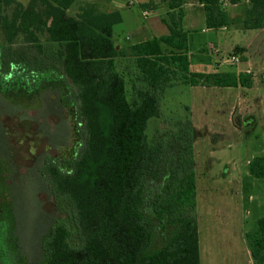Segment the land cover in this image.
Returning a JSON list of instances; mask_svg holds the SVG:
<instances>
[{
  "label": "trees",
  "instance_id": "trees-1",
  "mask_svg": "<svg viewBox=\"0 0 264 264\" xmlns=\"http://www.w3.org/2000/svg\"><path fill=\"white\" fill-rule=\"evenodd\" d=\"M241 1L196 0L211 30L230 24L223 3ZM74 2L31 0L23 6L18 0H0L2 44L20 43L36 52L32 61L15 64L12 59L6 70L0 63V93L16 91L28 99L60 86L58 103L72 112L74 133L81 130L84 135L83 148L71 161L48 158L39 170L58 217L42 238L41 260L34 264H200L195 132L186 122L177 133L151 145L148 121L161 115L160 97L172 87L176 70L190 86L248 89L252 77L188 73L183 0L141 5L150 10L166 6L161 22L168 34L125 48H116L113 41V27L122 21L118 11L100 12L85 4L72 16L68 11ZM248 2L243 29H263L264 0ZM44 44L54 47L46 49ZM45 49L61 71L42 63ZM241 50L234 49L237 54ZM124 57L135 64L134 81L144 85L134 84L132 102L116 69L117 59ZM256 164L264 165V159L249 163L251 179L264 176L254 171ZM245 241L253 264H264V218ZM0 264H29L20 255L9 203H0Z\"/></svg>",
  "mask_w": 264,
  "mask_h": 264
},
{
  "label": "rangeland",
  "instance_id": "rangeland-1",
  "mask_svg": "<svg viewBox=\"0 0 264 264\" xmlns=\"http://www.w3.org/2000/svg\"><path fill=\"white\" fill-rule=\"evenodd\" d=\"M18 1L27 6L31 0ZM140 1L75 0L68 14L73 16L88 3L95 4L99 11L114 6L122 18L113 27L114 45L125 48V37L133 42L136 34L148 31L149 19L155 20L161 13L158 9L148 18L143 17L142 11L150 9L139 8ZM183 6L188 73L247 74L249 70L252 88L190 86L175 69L172 87L160 97L161 115L148 121L146 134L148 142L154 145L167 134L177 133L186 122L191 124L195 132L192 143L198 238L201 247L207 243L212 256L219 257L205 262L200 252V264H231L225 263V257L231 253L240 255L245 235L255 231L258 220L264 218V176L251 179L248 173L249 163L264 159V32H253L235 41L215 34L203 35V9L196 0H184ZM234 46L246 47V53L241 50L237 54ZM46 49L40 56L42 63L61 71V64ZM35 54L34 48L24 44L4 46L0 35V63L5 70L12 59L15 64L22 59L32 61ZM232 56L238 57V64L232 62ZM116 69L123 76L127 99L132 102L134 84L144 86L134 81L135 64L124 57L117 59ZM26 81L22 83L32 87V82ZM61 96L60 86L42 90L28 99L16 91L9 95L0 93V195L4 194L0 203L10 205L20 255L29 264L41 260L42 238L58 217L54 199L39 170L48 158L71 161L73 153L84 145L82 131L74 133L72 112L58 103ZM254 171L264 173V165L256 164ZM249 264H253L252 259Z\"/></svg>",
  "mask_w": 264,
  "mask_h": 264
},
{
  "label": "crops",
  "instance_id": "crops-1",
  "mask_svg": "<svg viewBox=\"0 0 264 264\" xmlns=\"http://www.w3.org/2000/svg\"><path fill=\"white\" fill-rule=\"evenodd\" d=\"M149 1L150 0H141L140 2L137 3V5L140 8L141 5L146 4ZM88 4H90V3H88ZM93 5L97 8V6L95 4H93ZM198 6L200 8H202L201 5L198 4ZM223 6H225L224 8H225V11L227 12V15H228V18L230 21L229 26L224 27V28H220L217 30H211V29L206 28L205 20H204L203 28L200 30L201 34H203V35L215 34L217 36L222 37V39H225L228 41H231L233 39V41H235L234 40L235 38H237V37L244 38L246 36L251 35L253 32H258V33L264 32V28L260 29L258 31H251V30H244L243 29L242 22L245 19V10L249 8L248 0H242L239 4H236V5H232V4L225 2V3H223ZM158 9H161V13L159 14L157 19H155V20H151V18L149 19L150 24H149L148 29H147L148 31L145 30L140 34H136L137 38L133 42H130L131 39L129 37H125V42L128 45L127 47L134 45V44H137V43H140V42H144V41L149 40V39L154 38V37H160V36H164V35L168 34L166 26L161 22V17L166 12V6L164 4H157L156 9H154V10L142 11V16L145 18L146 17L148 18V16H150V14L152 12H155ZM183 10L185 13V7L184 6H183ZM110 11H118V10L114 9V6H109L108 10H106V11L101 10L100 12H110ZM185 17H186V13H185ZM185 17H184V19H185ZM183 26H184V22H183ZM232 26H233V28H232ZM230 29H233V33L230 32ZM149 32L151 33V37L149 36ZM222 46H223V48H225V45H222ZM234 47L240 48L246 53V50H247L246 47L245 48L240 47V46H234ZM214 63H215V65H219L216 60H214ZM246 66L247 67L249 66V60L247 58H246L245 67ZM237 74H238V72L236 73V75ZM196 87H194V88H196ZM237 87H240V86H237ZM237 87H234V88H237ZM245 89H247V88H245ZM248 89H250V88H248ZM202 246L203 247H201V244L199 241V248L201 247L200 252H201V258L203 261L205 260V262H206L208 260L210 261V260H214L215 258H219L218 256H216V257L212 256V253L209 252V248L207 247L208 246L207 243L206 244L203 243ZM210 249H211V247H210ZM205 250H206V252L204 253ZM239 250H240V255H238V253L237 254L231 253L229 257H225V263L229 262L231 264H249L251 261V256H250V252H249L247 243H245V241H242V245H240Z\"/></svg>",
  "mask_w": 264,
  "mask_h": 264
},
{
  "label": "built area",
  "instance_id": "built-area-1",
  "mask_svg": "<svg viewBox=\"0 0 264 264\" xmlns=\"http://www.w3.org/2000/svg\"><path fill=\"white\" fill-rule=\"evenodd\" d=\"M231 60H232V62H234L235 64H238L239 62H238V57H236V56H232L231 57ZM246 72L249 74L250 73V71L249 70H246Z\"/></svg>",
  "mask_w": 264,
  "mask_h": 264
}]
</instances>
